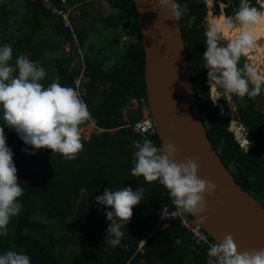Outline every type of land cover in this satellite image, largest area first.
Here are the masks:
<instances>
[{
  "label": "trees",
  "instance_id": "16d2710c",
  "mask_svg": "<svg viewBox=\"0 0 264 264\" xmlns=\"http://www.w3.org/2000/svg\"><path fill=\"white\" fill-rule=\"evenodd\" d=\"M68 1L74 4L88 0ZM218 1L230 5L223 8L228 15L239 5V0H213L214 14L219 11ZM24 2L29 11L14 18V11L0 0V47L12 46V64L21 54L38 61L46 46L35 42L36 33L48 17L57 16L52 49L59 52L51 59L53 74L46 75L41 83L47 87L59 76L62 86L73 87L72 79L79 69L71 64L72 57L61 51L70 32L62 26L59 16L50 13L40 1ZM52 2L57 6L61 3ZM176 2L189 9L179 23L192 87L208 138L235 180L264 206V113L258 109L257 96L232 98L240 123L254 140L246 153L229 129L230 117L209 99L207 69L202 58L206 50L205 1ZM108 4L112 13L93 14L74 27L88 70V78L83 82L84 101L95 125L103 131L87 139L82 137L84 150L76 159L67 160L49 149L27 153L26 144L15 131L4 128L24 195L19 198L23 205L20 215L12 218L7 236H0V254L6 250L24 252L30 256L31 264H207L209 246L195 243L178 221L172 220L160 230L153 229L160 209L169 203L167 190L158 181L148 183L143 177L131 175L137 151L133 141L147 138L159 147L160 140L155 133L141 135L129 126L138 119L139 111L129 110V118L123 117L122 110L132 97L146 96L144 52L133 1L108 0ZM192 15L197 19L189 27L187 20ZM124 21L130 26L132 38L124 39L120 45L118 30ZM92 33L98 37L93 39ZM243 62L242 57L241 66ZM0 126H6L2 119ZM123 187L142 189L144 195L122 229L120 245L113 248L106 243L111 222L105 216L112 209L98 204L96 197L106 188ZM33 215L43 225L32 223ZM209 239L213 240L210 236Z\"/></svg>",
  "mask_w": 264,
  "mask_h": 264
},
{
  "label": "clouds",
  "instance_id": "9594fccd",
  "mask_svg": "<svg viewBox=\"0 0 264 264\" xmlns=\"http://www.w3.org/2000/svg\"><path fill=\"white\" fill-rule=\"evenodd\" d=\"M157 6L166 9L167 18L175 21H180L189 11L186 4L181 5L176 0H157ZM229 6L221 5L222 8ZM196 19L195 15L190 16L188 26ZM204 27L203 67L207 69L208 93L213 105L221 98L231 103L233 96L253 98L264 92V69L250 63L241 66L242 57L264 49V43H258L264 35V0H255V4L251 0H239L238 9L231 15L210 12L205 17ZM12 59V46L4 44L0 47V119L6 125L0 126V236H7L12 218L20 215L23 205L19 198L24 195L4 128L14 130L24 144L31 146L32 154L49 149L51 153L74 160L84 150L81 125L94 127L96 123L77 88L62 86L59 76L45 87L41 81L47 73L38 61L24 54L19 55L14 64L10 63ZM148 126L152 127L151 122ZM242 132L252 141L251 144L246 135L237 136L239 146L247 153L254 140L246 130ZM133 146L137 151L131 175L143 177L148 183L158 181L180 213L199 216L204 223L203 213L208 209L205 198L216 191L217 185L198 176V158L175 160L177 149L171 142L158 147L144 138L142 142L133 141ZM143 195L142 189L134 191L123 187L106 188L96 197L98 204L112 209L106 211L105 216L111 222L106 243L113 248L120 245L124 237L122 229L130 222L133 208L143 200ZM200 238L207 243L206 237ZM207 256V264H264V248L238 251L230 233L224 235L222 241L211 243ZM0 264H31V259L24 252L6 250L0 254Z\"/></svg>",
  "mask_w": 264,
  "mask_h": 264
},
{
  "label": "water",
  "instance_id": "95a60500",
  "mask_svg": "<svg viewBox=\"0 0 264 264\" xmlns=\"http://www.w3.org/2000/svg\"><path fill=\"white\" fill-rule=\"evenodd\" d=\"M132 1L144 52L145 94L160 146L171 142L177 149V161L198 158V176L217 185L205 198V222L191 215L194 222L215 242L232 234L238 251L264 248V206L235 180L208 138L179 21L167 18L168 11L159 8L157 0Z\"/></svg>",
  "mask_w": 264,
  "mask_h": 264
},
{
  "label": "built area",
  "instance_id": "2783aa9c",
  "mask_svg": "<svg viewBox=\"0 0 264 264\" xmlns=\"http://www.w3.org/2000/svg\"><path fill=\"white\" fill-rule=\"evenodd\" d=\"M35 1V0H32ZM40 1L41 4L50 11V13L58 15L61 21V24L64 28H67L68 31L70 32V38L69 41L67 42L66 45H64L65 53H67L68 56L72 57L71 64L73 66H78V73L73 77L72 82H73V87L77 88L84 100V86L83 82L88 78L87 73L88 70L86 69V65L83 60V52L82 49L80 48L76 34L74 31V27L70 21L69 18V9L64 8L62 6H57L52 2V0H37ZM60 2H64V0H60ZM253 4H255V0H251ZM206 7H209L211 5V1L205 0ZM130 104L126 105L124 109L122 110L123 117L125 119L129 118V114L127 112L130 110H137L140 113V116L138 117L137 120L133 121L132 123L129 124V126L132 128L133 131L140 133L141 135L145 134H153L155 133V127L154 123L149 111V106L148 102L146 99V96H138V97H132L130 100ZM233 102V101H232ZM218 107L222 109L232 120L234 113L238 122V126L236 129V132L232 130L234 129V126L230 122L229 129L233 131L235 138L237 139V136H245L247 137V134L244 131L243 125L240 123L237 111L235 108V112H232L231 110H226L223 107V102L222 99H220L217 104ZM128 110V111H127ZM149 122H151L152 127L149 128ZM81 130H82V137L84 139H87L91 135L98 134L99 132L103 131L101 127L98 126H89L88 124L81 125ZM239 132L240 134H238ZM250 143L252 144V141L247 137L246 138ZM238 140V139H237ZM239 142V140H238ZM240 145V142H239ZM243 149V148H242ZM168 193V192H167ZM169 203L165 204L162 206L160 209L157 217L153 221V229L154 230H160L167 226L170 221L176 220L180 223V225L184 226L188 233L191 234V237L194 239L195 243L203 242L206 243L204 240H202L200 237L204 236L207 239V245L209 246L211 243H214V240L209 239V235L206 233L202 227L195 223L193 218H190L188 214H183L180 213L177 207L173 204L172 199L169 197ZM144 239H142L139 243V247H141V244L143 243Z\"/></svg>",
  "mask_w": 264,
  "mask_h": 264
},
{
  "label": "rangeland",
  "instance_id": "374dc122",
  "mask_svg": "<svg viewBox=\"0 0 264 264\" xmlns=\"http://www.w3.org/2000/svg\"><path fill=\"white\" fill-rule=\"evenodd\" d=\"M209 1H211V3H212V0H209ZM107 5H108V1L107 0H93L92 3L89 5V10H91L90 13L99 12V13H102L103 15H106L108 13V11H109ZM221 5H223V4L219 3V11L217 13H215V14L219 15L222 12L224 13V10L221 7ZM207 10H210L211 13H213L212 4L209 7H207ZM19 15L20 14L17 13L16 16H14V18L18 17ZM207 15L208 14H206V16ZM45 27H46V23L44 24L42 30L45 29ZM42 30H41V32L38 31L36 33V36H35L36 41L35 42L37 44H43V45H45L47 47V45L51 41V37H48L47 33H45V32H47V29H45V31L43 30V33H42ZM118 32L121 35L120 40H119V43L121 45L123 44V40L124 39L132 38V33H131L130 26H129V24L126 21L121 23ZM92 37L96 38L95 35H93ZM112 40L114 41V38ZM222 43H224V42H222ZM54 50H56V49H54ZM47 52H48V50L45 52V55H43L39 59L38 62L40 63V65L46 71L47 76H51L53 74V70H54L53 67H52V62H51V59H52L53 55L51 56V55H49V52L48 53ZM57 53H58V51H55V54H57ZM243 60H244L243 64L247 63L245 61V57H243ZM249 61L252 62V64H254V65H259V67L261 69H264V64L259 59H255V60H251L250 59ZM221 99H222V102H223L224 109H226L227 111L231 110L232 112H235V102L228 103L225 98H221ZM258 102L260 104V100L259 99H258ZM127 114H129V112H127ZM231 123L234 126V129H232V130H234L236 132V129H237V126H238V122H237L235 113H234V116H233V118L231 120ZM237 133L239 134V132H237ZM24 148H25V151H27V153H31L32 150H33L31 148V146H29V145H26ZM31 222L34 223V224L43 225L42 220L40 218H38L36 215H33Z\"/></svg>",
  "mask_w": 264,
  "mask_h": 264
},
{
  "label": "crops",
  "instance_id": "0c3cea01",
  "mask_svg": "<svg viewBox=\"0 0 264 264\" xmlns=\"http://www.w3.org/2000/svg\"><path fill=\"white\" fill-rule=\"evenodd\" d=\"M4 1L14 11L15 15L17 13H19L21 15L22 13H27V11H29L27 9V7L25 6L24 0H4ZM92 1L93 0H88L87 2H82V3L78 2V3L72 4L68 0H64V2L60 3V6L69 9V18H70V21H71V23H72V25L74 27H76V25H78L79 21L87 19L93 14H100L102 16H107L108 14L112 13V9L110 8L109 4L107 5L109 11H108V13L106 15H103L102 13H99V12L90 13L91 10H89V5L92 3ZM56 18H57V16L48 17L46 19V21L44 22V24L46 23L45 29H47V32H45V33H47L48 37H51V41L47 45V47H44L43 52L39 56L40 58L43 55H45V52L47 50L49 52V55H51V56L52 55H56L55 51L59 52V50H57V49L55 51H54V49H52V45H53L52 41L54 39V33H53V31H54V21L56 20ZM45 29H43V30L45 31ZM43 30H42V33H43ZM40 32H41V30H40ZM93 35H95L96 38L98 37L97 33H92L91 37ZM92 38L96 39L94 37H92ZM35 41H36V38H35ZM68 41H69V38L67 40H65L63 42V44H62V48L63 49L61 51L63 52L64 56H68L67 53H65V49H64V45H66ZM41 45H43V44H41ZM82 52L84 54V50ZM40 58H38L37 60L39 61ZM258 99L260 100V104L258 102ZM256 102H257L258 109H260L264 113V92H262L259 96L256 97Z\"/></svg>",
  "mask_w": 264,
  "mask_h": 264
},
{
  "label": "bare ground",
  "instance_id": "6f19581e",
  "mask_svg": "<svg viewBox=\"0 0 264 264\" xmlns=\"http://www.w3.org/2000/svg\"><path fill=\"white\" fill-rule=\"evenodd\" d=\"M260 42L261 43H264V35H261L260 36V41H258V43H260ZM250 59L251 60L259 59L264 64V49H260V50L253 51L247 57H245V61L247 63L252 64V62L249 61Z\"/></svg>",
  "mask_w": 264,
  "mask_h": 264
},
{
  "label": "flooded vegetation",
  "instance_id": "af4514ba",
  "mask_svg": "<svg viewBox=\"0 0 264 264\" xmlns=\"http://www.w3.org/2000/svg\"><path fill=\"white\" fill-rule=\"evenodd\" d=\"M204 1H205V0H204ZM228 1H230V0H228ZM218 3H222V2H219V1H218ZM211 4H212V9H213V0H212V3H211ZM222 4H223V3H222ZM223 5H225V4H223ZM205 6H206V4H205ZM237 9H238V7L236 8V10H237Z\"/></svg>",
  "mask_w": 264,
  "mask_h": 264
}]
</instances>
